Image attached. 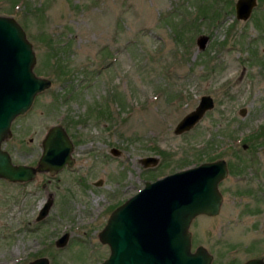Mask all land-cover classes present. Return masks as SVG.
I'll return each mask as SVG.
<instances>
[{"label": "rangeland", "instance_id": "rangeland-1", "mask_svg": "<svg viewBox=\"0 0 264 264\" xmlns=\"http://www.w3.org/2000/svg\"><path fill=\"white\" fill-rule=\"evenodd\" d=\"M15 1L0 0V14L22 26L33 70L50 85L12 120L2 148L34 166L44 133L59 123L74 161L25 185L0 179V264L37 253L50 264H92L91 244L96 260L106 253L97 232L110 208L145 180L216 158L227 165L222 201L216 214L191 220V248L202 244L212 264L264 258V0L246 19L235 17V0ZM200 34L208 37L202 49ZM55 54L64 73L48 65ZM203 93L212 108L174 133ZM144 155L158 161L144 167ZM47 198L46 215L34 221ZM63 230L68 244L47 247Z\"/></svg>", "mask_w": 264, "mask_h": 264}, {"label": "water", "instance_id": "water-1", "mask_svg": "<svg viewBox=\"0 0 264 264\" xmlns=\"http://www.w3.org/2000/svg\"><path fill=\"white\" fill-rule=\"evenodd\" d=\"M255 4L256 0H235V17L246 19ZM207 40V35H198V48L202 49ZM34 61L32 44L22 26L12 15L0 14V177L8 181L33 179L37 171L52 174L74 161L70 155L72 142L59 123L47 129L34 166L14 163L2 148L10 135L12 119L28 109L36 93L50 85L49 78L34 72ZM212 106V97L201 94L196 105L175 123L173 132L189 130ZM239 112L242 114L244 108ZM110 152L118 154L119 149L111 147ZM139 161L144 167L153 166L158 157L144 155ZM226 173L225 160L216 158L145 180L108 214L98 238L108 245L109 254L100 264H211L212 255L202 244L191 249L189 224L198 214L214 215L219 211L222 195L218 182ZM98 183L100 180L95 181ZM50 204V198L42 202L36 220L46 215ZM64 238L65 234L59 240ZM26 264H46V258ZM240 264H264V260L249 257Z\"/></svg>", "mask_w": 264, "mask_h": 264}, {"label": "flooded vegetation", "instance_id": "flooded-vegetation-1", "mask_svg": "<svg viewBox=\"0 0 264 264\" xmlns=\"http://www.w3.org/2000/svg\"><path fill=\"white\" fill-rule=\"evenodd\" d=\"M16 117V116H15ZM12 122V121H11ZM29 139H30V137H29ZM40 153H41V151L39 152V154L37 155V159H38V157H39V155H40ZM36 159V160H37ZM21 163H25V162H21ZM25 164H28V163H25ZM64 167V166H63ZM62 167V168H63ZM61 168V169H62ZM2 177H0V179H1ZM2 179H4V178H2ZM6 180V179H5ZM32 180H34V179H30V180H26V181H17V182H19L20 184H22V185H25V184H27V183H29V182H31ZM8 181V180H7ZM11 182H13V181H11ZM114 208V207H113ZM113 208H110V210H108V214L110 213V211L113 209ZM108 214H107V216H108ZM107 218V217H106ZM34 221H36V219H35V217H34ZM105 222H106V220H105ZM105 222L99 227V230H98V232H97V238H98V233H99V231L102 229V227L105 225ZM65 234V238L61 241V240H59V238H61V236L62 235H64ZM68 234H69V232L67 231V230H63L62 232H60L58 235H56V236H53L51 239H49V240H47V247H51V249H52V246H55V248H58V249H61V248H63L64 246H66L67 244H68V242H69V240H68ZM68 240V241H67ZM90 240H92V239H90ZM57 241H61V244L60 245H58V242ZM98 241L103 245V246H105L106 247V253H104L102 256H101V258L100 259H97L96 260V258H94V256H93V254L94 253H96V245L95 246H93L94 244H91L92 245V247L94 248V250L92 249V251H88L91 255H92V257H91V259H92V264H100L107 256H108V254H109V248H108V245L106 244V243H104V242H102V241H100L99 240V238H98ZM46 244H41V246L43 247L44 245H46ZM99 246H100V244H99ZM46 247V246H45ZM54 251V250H53ZM54 253H55V251H54ZM53 252H50V254L49 255H51V256H53V254H54ZM211 253V252H210ZM211 255H212V258H211V264H212V260H213V258H214V256H213V254L211 253ZM39 257H45L46 258V264H50L51 262H50V260H49V256H46V255H44V254H35L34 256H32V258L30 259V260H32V259H35V258H39ZM262 258H263V256H262ZM264 259V258H263ZM30 260H28V261H30ZM98 260H99V262H98ZM27 261V262H28ZM26 262V263H27ZM25 263V264H26Z\"/></svg>", "mask_w": 264, "mask_h": 264}, {"label": "trees", "instance_id": "trees-1", "mask_svg": "<svg viewBox=\"0 0 264 264\" xmlns=\"http://www.w3.org/2000/svg\"><path fill=\"white\" fill-rule=\"evenodd\" d=\"M17 1V0H16ZM15 1V2H16ZM14 2V3H15ZM13 3V4H14ZM12 4V5H13ZM14 6V5H13ZM12 7V6H11ZM49 39H50V37H49ZM53 46V45H52ZM53 49L55 50L56 49V45L55 46H53ZM53 58H55L56 60H53V61H51V62H49L48 63V65H51V66H53L54 68H57L58 69V71H59V73H64L67 69H65V64L64 65H62L61 64V59H59L58 57H57V55L55 54V57L53 56ZM38 72H40V71H38ZM208 159H210V157L208 158Z\"/></svg>", "mask_w": 264, "mask_h": 264}]
</instances>
